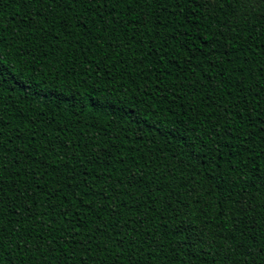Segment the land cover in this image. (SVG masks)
Segmentation results:
<instances>
[{"label": "trees", "instance_id": "1", "mask_svg": "<svg viewBox=\"0 0 264 264\" xmlns=\"http://www.w3.org/2000/svg\"><path fill=\"white\" fill-rule=\"evenodd\" d=\"M0 264H264V0H0Z\"/></svg>", "mask_w": 264, "mask_h": 264}]
</instances>
